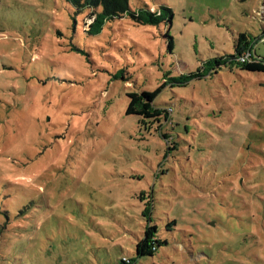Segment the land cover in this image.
I'll use <instances>...</instances> for the list:
<instances>
[{
	"label": "rangeland",
	"instance_id": "obj_1",
	"mask_svg": "<svg viewBox=\"0 0 264 264\" xmlns=\"http://www.w3.org/2000/svg\"><path fill=\"white\" fill-rule=\"evenodd\" d=\"M130 6L172 20L0 0V264H264V72L207 64L241 33L264 62V0ZM158 89L169 120L127 114Z\"/></svg>",
	"mask_w": 264,
	"mask_h": 264
},
{
	"label": "trees",
	"instance_id": "obj_2",
	"mask_svg": "<svg viewBox=\"0 0 264 264\" xmlns=\"http://www.w3.org/2000/svg\"><path fill=\"white\" fill-rule=\"evenodd\" d=\"M71 3L77 7L78 11L89 9L91 14L89 18L92 22L89 25L88 33L100 34L105 24L112 20H117L123 17H134L142 24H159L162 21H171L172 13L167 16L164 10L157 9L152 11L151 8L132 9L130 6V0H70ZM168 48L173 52V39L169 37ZM247 50H252L255 56V50L253 49V43L248 40L246 34L241 33L235 43V53L228 54L227 56H221L208 61L209 71L217 73L227 68H241L247 71L264 72V62L259 59H254L252 62L243 63L240 61V57ZM203 76V74H197ZM195 79L194 75L183 76L174 78L173 82L178 85H188ZM160 90L156 91H133L128 93V108L127 114H134L141 116L148 122H160L163 120H169L171 113H173L172 105L167 108L160 107L156 103V97ZM160 120V121H159ZM176 224L175 220L170 221L167 226L171 227ZM7 227V226H2ZM1 231V229H0ZM158 226L153 224L148 226L144 232V236L136 243V255L141 256H153L159 247L167 243L166 240H161L157 237ZM118 264H134V259L123 258L121 263Z\"/></svg>",
	"mask_w": 264,
	"mask_h": 264
},
{
	"label": "built area",
	"instance_id": "obj_3",
	"mask_svg": "<svg viewBox=\"0 0 264 264\" xmlns=\"http://www.w3.org/2000/svg\"><path fill=\"white\" fill-rule=\"evenodd\" d=\"M253 52L254 51H252V50H247V51H245L244 53H243V55L240 57V61L241 62H247V63H249V62H252L254 59H253Z\"/></svg>",
	"mask_w": 264,
	"mask_h": 264
}]
</instances>
